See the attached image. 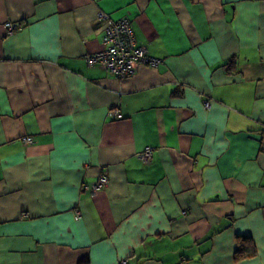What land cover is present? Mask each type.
Instances as JSON below:
<instances>
[{
    "label": "crops",
    "instance_id": "crops-1",
    "mask_svg": "<svg viewBox=\"0 0 264 264\" xmlns=\"http://www.w3.org/2000/svg\"><path fill=\"white\" fill-rule=\"evenodd\" d=\"M262 124L264 0H0V264H264Z\"/></svg>",
    "mask_w": 264,
    "mask_h": 264
},
{
    "label": "built area",
    "instance_id": "built-area-1",
    "mask_svg": "<svg viewBox=\"0 0 264 264\" xmlns=\"http://www.w3.org/2000/svg\"><path fill=\"white\" fill-rule=\"evenodd\" d=\"M98 18L103 22V44L102 52L87 57V64H94L102 61L110 72L119 78L132 76L143 66H157L159 61L148 54L145 47L137 45L133 31L127 19H113L105 13H100ZM6 27L12 30V24L7 23ZM115 116L121 118V114L114 112ZM25 143H31L29 137L23 138ZM107 179L100 176L94 190L103 188Z\"/></svg>",
    "mask_w": 264,
    "mask_h": 264
},
{
    "label": "trees",
    "instance_id": "trees-1",
    "mask_svg": "<svg viewBox=\"0 0 264 264\" xmlns=\"http://www.w3.org/2000/svg\"><path fill=\"white\" fill-rule=\"evenodd\" d=\"M120 19H122V18H120ZM123 19H127L128 20V23H129V25H130V27H131V29L133 31V27L131 25L130 20L128 18H123ZM133 36H134V39H135L134 32H133ZM135 42H136V39H135ZM136 44H137V42H136ZM235 61H236V56L233 55V56H230L227 59V61H224L222 63V67H224V66L226 67V74H230V72H232V69L235 66ZM262 125H264V124H262ZM260 131L262 132L261 134H264V128L263 129L260 128ZM241 237H243V238H241ZM239 238H240L241 241H243V243H241V242L239 243L238 251L235 253V255H236L235 258L236 259L242 258L243 257L242 254H244V255L247 254L248 256L253 255V251H249L248 248H247V245L251 244L249 241H246L248 239L247 236H240Z\"/></svg>",
    "mask_w": 264,
    "mask_h": 264
},
{
    "label": "clouds",
    "instance_id": "clouds-1",
    "mask_svg": "<svg viewBox=\"0 0 264 264\" xmlns=\"http://www.w3.org/2000/svg\"><path fill=\"white\" fill-rule=\"evenodd\" d=\"M100 178V177H99ZM102 189V188H101Z\"/></svg>",
    "mask_w": 264,
    "mask_h": 264
}]
</instances>
